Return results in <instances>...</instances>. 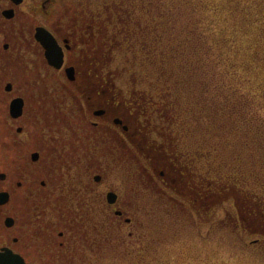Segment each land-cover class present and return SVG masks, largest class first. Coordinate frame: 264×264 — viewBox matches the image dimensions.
I'll use <instances>...</instances> for the list:
<instances>
[{"label":"trees","instance_id":"1","mask_svg":"<svg viewBox=\"0 0 264 264\" xmlns=\"http://www.w3.org/2000/svg\"><path fill=\"white\" fill-rule=\"evenodd\" d=\"M97 13L108 55L120 51L128 86H137L125 105L150 136L146 151L123 157L134 183L150 186L137 198L149 196L148 209L160 203L179 223H209L224 239L243 240L253 220L264 229V115L256 103L264 88L251 76L264 69V0H103ZM158 156L166 179L152 165ZM257 237L264 246V234ZM152 251L129 256L151 264Z\"/></svg>","mask_w":264,"mask_h":264},{"label":"flooded vegetation","instance_id":"2","mask_svg":"<svg viewBox=\"0 0 264 264\" xmlns=\"http://www.w3.org/2000/svg\"><path fill=\"white\" fill-rule=\"evenodd\" d=\"M90 7L0 0V252L13 251L26 264H71L107 244L109 223L121 229L133 222L116 190L94 193L110 163L123 168L126 153L136 158L123 109L137 92L114 85L107 27L91 18ZM48 32L61 61L48 53Z\"/></svg>","mask_w":264,"mask_h":264},{"label":"rangeland","instance_id":"3","mask_svg":"<svg viewBox=\"0 0 264 264\" xmlns=\"http://www.w3.org/2000/svg\"><path fill=\"white\" fill-rule=\"evenodd\" d=\"M73 1L78 2V0ZM81 1L90 4L91 18L98 17L97 12L103 6V0ZM97 20L98 25L99 20ZM262 40L263 38L261 42ZM105 56L108 57L106 70L109 73L111 72L116 79L113 82L114 85L128 86V74L123 72L120 51L114 49L113 54L108 55L107 53ZM251 76L253 78V86L264 88V69L263 71L261 69L253 72ZM256 103L263 118L264 99ZM143 135H140V150L134 147L136 149L133 151L135 155L136 151L141 153L140 151L149 143L150 136ZM129 155L132 157V154ZM119 163L113 162L108 165L105 181L100 185H94V193L99 194L110 188L116 190L122 197V205L125 211L128 212L127 215L133 217V222L123 224V228L118 230L114 228L113 224L109 223L106 231L104 230L102 234L106 232L107 235L108 231L111 230L108 229L109 225H111L112 233L110 236L115 239L114 245L97 244L91 251L83 254L86 258L77 256L71 264H134L136 261L133 259L134 257L129 256V252L147 247L153 249L148 254L150 261L152 259L151 264H264L263 243L259 242L258 245H255L257 244L258 234H264L263 224H257V221L253 220L255 229L252 234L247 235L243 240H239L232 236L224 239L221 235L222 233L219 230L213 229L209 223L200 226L193 220L179 223V219L173 220L172 213H168L167 208L160 203H157L159 206L153 204L154 208L148 209L150 207V203H148L149 196H139V198L137 196L140 195V192L143 195L144 193L147 194V189L150 186L148 184H135L130 171H125L121 163ZM161 172L165 173L164 170ZM159 176L166 179L165 174ZM166 176L173 181L174 176L170 174ZM149 184H152L150 180ZM176 186L178 188L176 189L177 192L180 193L182 187L180 184ZM151 192L156 193L153 189ZM93 200L92 198L91 202L95 205L96 201ZM222 206L229 207L230 205L223 204ZM223 215L224 210L219 209L213 218L217 219ZM92 216L94 218V215ZM96 217L100 219L99 214H96ZM173 221L178 225H174L170 231L163 232L161 227L173 224ZM97 229L99 230V227ZM97 229L96 233L99 234ZM81 259H86V261L84 262ZM56 264L67 263L57 262Z\"/></svg>","mask_w":264,"mask_h":264},{"label":"water","instance_id":"4","mask_svg":"<svg viewBox=\"0 0 264 264\" xmlns=\"http://www.w3.org/2000/svg\"><path fill=\"white\" fill-rule=\"evenodd\" d=\"M44 43L48 49L49 55L56 56L59 55V60L61 61L62 58V50L61 47L58 45L56 39L51 35V33H45L44 35ZM60 63V62H59ZM112 195V196H111ZM116 195L110 194V201H115ZM0 264H25V262L17 256L11 255L9 256H0Z\"/></svg>","mask_w":264,"mask_h":264}]
</instances>
